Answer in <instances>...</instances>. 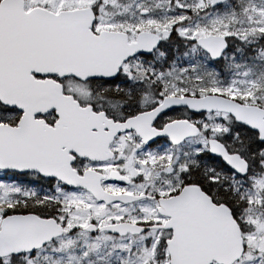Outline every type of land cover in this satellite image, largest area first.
Masks as SVG:
<instances>
[{"label": "snow or ice", "instance_id": "obj_1", "mask_svg": "<svg viewBox=\"0 0 264 264\" xmlns=\"http://www.w3.org/2000/svg\"><path fill=\"white\" fill-rule=\"evenodd\" d=\"M0 264H264V0H0Z\"/></svg>", "mask_w": 264, "mask_h": 264}]
</instances>
